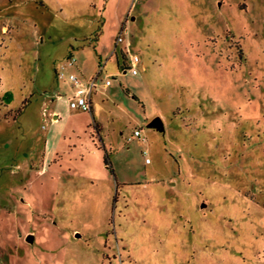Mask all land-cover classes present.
Masks as SVG:
<instances>
[{"label": "rangeland", "instance_id": "1", "mask_svg": "<svg viewBox=\"0 0 264 264\" xmlns=\"http://www.w3.org/2000/svg\"><path fill=\"white\" fill-rule=\"evenodd\" d=\"M0 264H264V0H0Z\"/></svg>", "mask_w": 264, "mask_h": 264}, {"label": "built area", "instance_id": "2", "mask_svg": "<svg viewBox=\"0 0 264 264\" xmlns=\"http://www.w3.org/2000/svg\"><path fill=\"white\" fill-rule=\"evenodd\" d=\"M123 39L121 37L117 38L116 44L119 45L122 43ZM126 52V51H124ZM140 60L138 56H133L130 60V65L125 64L122 65L123 72H129L132 75H137V66ZM75 63V60L71 58V61L68 62L69 66H72ZM68 81L71 86L75 89V94L68 98L69 107L72 110L83 111V112H91V98L92 95L99 90V84L97 83V78L89 81L83 82L77 78L75 75H70L68 77ZM110 85V80L106 79L103 83V87H108ZM134 136L139 137L140 132L135 131Z\"/></svg>", "mask_w": 264, "mask_h": 264}, {"label": "water", "instance_id": "3", "mask_svg": "<svg viewBox=\"0 0 264 264\" xmlns=\"http://www.w3.org/2000/svg\"><path fill=\"white\" fill-rule=\"evenodd\" d=\"M147 127L150 129H154L156 131H159V132L164 131L163 123H162V120L160 118H154L152 121H150L147 124ZM30 239H32V238L30 236H28L27 240L30 241Z\"/></svg>", "mask_w": 264, "mask_h": 264}, {"label": "crops", "instance_id": "4", "mask_svg": "<svg viewBox=\"0 0 264 264\" xmlns=\"http://www.w3.org/2000/svg\"><path fill=\"white\" fill-rule=\"evenodd\" d=\"M122 65H123V64H122ZM121 67H122V66H121ZM70 75H75V74H70ZM70 75H69V76H70ZM69 76H68V77H69ZM75 76H76V75H75ZM89 81H91V80H86V82H89ZM68 83H69V81H68ZM69 84H70V83H69ZM70 85H71V84H70ZM110 85H111V83H110ZM110 85H109V86H110ZM109 86H108V87H109ZM71 87H72V86H71ZM105 88H107V87H103V84H102V85H99V90L96 91V92H102L103 89H105ZM71 97H72V96H71ZM69 98H70V97H69ZM55 116L58 117V120L60 119V118H59V117H60L59 113H58V114L54 113V114H53V118H54ZM99 139H100V138H99ZM100 140H101V139H100Z\"/></svg>", "mask_w": 264, "mask_h": 264}, {"label": "trees", "instance_id": "5", "mask_svg": "<svg viewBox=\"0 0 264 264\" xmlns=\"http://www.w3.org/2000/svg\"><path fill=\"white\" fill-rule=\"evenodd\" d=\"M122 59H123V57H122ZM121 69H123V68H121Z\"/></svg>", "mask_w": 264, "mask_h": 264}]
</instances>
